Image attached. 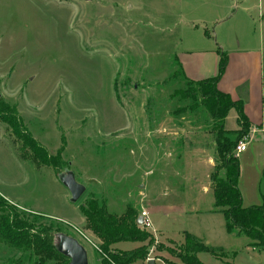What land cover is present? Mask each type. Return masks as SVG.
<instances>
[{
  "label": "rangeland",
  "instance_id": "rangeland-1",
  "mask_svg": "<svg viewBox=\"0 0 264 264\" xmlns=\"http://www.w3.org/2000/svg\"><path fill=\"white\" fill-rule=\"evenodd\" d=\"M257 2L0 0V195L77 240L88 264L110 258L84 229L81 209L128 208L139 217L146 203L161 238L139 227L151 239L109 253L138 250L179 264L186 231L223 248L217 258L199 254L204 264H264V247L224 235L221 216L195 215L213 208L215 131L203 110L184 109L181 75L171 78L184 72L187 52L257 44L248 18L255 8L242 10ZM242 162L247 194L252 178ZM67 170L85 187L76 203L58 180ZM23 256L0 241V263Z\"/></svg>",
  "mask_w": 264,
  "mask_h": 264
},
{
  "label": "trees",
  "instance_id": "trees-1",
  "mask_svg": "<svg viewBox=\"0 0 264 264\" xmlns=\"http://www.w3.org/2000/svg\"><path fill=\"white\" fill-rule=\"evenodd\" d=\"M217 53L219 61L214 77L190 81L179 67V73L171 78L176 80L181 75L184 88L179 91V95L182 100L190 102L184 109L190 112L203 110L213 122L216 158L214 171L210 175V189L214 199L213 208L223 216L225 231L228 234H243L252 240L251 245L264 247V207H243L237 185L240 170L234 148L249 132L250 124L243 113L242 103L233 101L217 88L227 66L226 53L220 50ZM230 110H234L237 115L238 130L235 131L226 130L223 124ZM28 142L31 144L30 140ZM81 212L84 229L99 239L100 249L110 258L109 261H101V264H130L146 258L138 250L129 255L109 253V247L117 243H139L151 239L136 225L138 216L132 210L127 208L123 214L114 215L103 206L93 205L91 209H81ZM53 237L51 226L37 223V218L30 221L0 195V241L21 252L25 258L10 259L0 264H67L68 259L57 252ZM181 244L183 254L179 257V264H204L197 254L208 253L217 258L218 253H223L222 248L202 244L189 233H184Z\"/></svg>",
  "mask_w": 264,
  "mask_h": 264
},
{
  "label": "crops",
  "instance_id": "crops-1",
  "mask_svg": "<svg viewBox=\"0 0 264 264\" xmlns=\"http://www.w3.org/2000/svg\"><path fill=\"white\" fill-rule=\"evenodd\" d=\"M207 6L209 8V5ZM252 8H255V17L251 18L249 16L248 18L252 24H254L255 31L253 32V35H258L257 44L251 48L241 46V43H237L236 48H230L231 50L226 52L227 66L225 72L217 84V88L220 91L228 94L233 101H240L242 103L243 113L250 124V130L246 134L248 138L247 149L238 156L240 174L237 185L241 194L242 206L245 208L251 206L264 207V0H259V2L254 4L252 7H249L246 4L242 6L243 12H248ZM228 15L229 16H227L226 19H223V21H227L229 19L231 20V17H233L234 13L230 12ZM230 30L232 31V28H230ZM233 32L234 35L237 34L235 31ZM245 33L246 32L241 33L240 35H245ZM217 51L218 50H216V48H211L209 50L205 49L198 50L197 52H187L185 55L188 56V59L186 60V64L183 67L185 76L193 81L214 77L217 74L219 61ZM209 61L211 62V68L203 70V66H205ZM223 124L226 130H238L237 115L234 110L229 111ZM250 144H255V147L251 152L248 150ZM243 159L249 167V178H252V180L249 182L250 186H248L251 189L245 186L246 190L248 191L247 194L245 193V188L241 185V181L243 179L241 163H243ZM195 166L193 167V170L195 169ZM146 173L148 174L149 172ZM190 174H192V171ZM190 179H193L194 183L196 182L197 184L196 177ZM142 196L143 199H145L144 201H147V194L142 192ZM145 206L146 208H142V211H147L149 214L152 213L149 204L146 203ZM194 209L195 208H193V210ZM202 213L212 218L221 216L217 218V222H219V227L222 225L224 235L226 234L227 236L231 235L235 237L243 236L237 233L228 234L225 231L223 216L216 212L214 208L204 212L198 211L195 213V215ZM155 229L154 237L159 238L161 236V230L158 226H156ZM184 233L188 232L184 231ZM191 235L193 234L191 233ZM193 236L200 242L202 241L199 237L195 235ZM133 244L135 243L120 242L113 245L112 247L116 249H126ZM212 247L222 248L221 246ZM252 248L254 249V247ZM199 254H197V257ZM150 259L153 260L154 264H175L173 261H162L149 256L144 260L137 259L130 264H148V260Z\"/></svg>",
  "mask_w": 264,
  "mask_h": 264
},
{
  "label": "water",
  "instance_id": "water-1",
  "mask_svg": "<svg viewBox=\"0 0 264 264\" xmlns=\"http://www.w3.org/2000/svg\"><path fill=\"white\" fill-rule=\"evenodd\" d=\"M58 180L67 189L70 196L69 201L71 203H76L85 192V187L76 181L75 176L71 171L67 170L58 175ZM142 222V217H137L136 225L138 227L142 226ZM53 242L57 252L68 259L67 264H88L85 248L74 238L65 234H54ZM148 264H154L153 260H148Z\"/></svg>",
  "mask_w": 264,
  "mask_h": 264
},
{
  "label": "built area",
  "instance_id": "built-area-1",
  "mask_svg": "<svg viewBox=\"0 0 264 264\" xmlns=\"http://www.w3.org/2000/svg\"><path fill=\"white\" fill-rule=\"evenodd\" d=\"M247 145H248V138H247V135L242 137L236 144L235 148H234V154H235V157H238L241 153H243L246 149H247ZM140 216L142 217L143 219V222H142V226L141 228L142 229H145V230H148V231H152L151 234H153V236L155 235V231H154V228L150 222V219H149V216L147 214L146 211H142L140 213Z\"/></svg>",
  "mask_w": 264,
  "mask_h": 264
}]
</instances>
